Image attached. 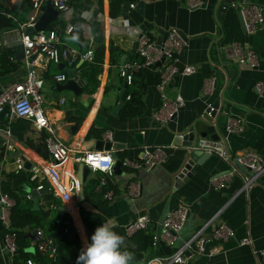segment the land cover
Returning <instances> with one entry per match:
<instances>
[{
	"label": "crops",
	"instance_id": "crops-1",
	"mask_svg": "<svg viewBox=\"0 0 264 264\" xmlns=\"http://www.w3.org/2000/svg\"><path fill=\"white\" fill-rule=\"evenodd\" d=\"M199 1L201 3L193 8H188L185 0H126L118 2L117 6L113 2L114 14L110 15V0H70L69 9L58 12L57 19L47 26L56 28L62 46L67 45L77 51L84 49L83 30L87 29L92 37L93 51L97 46L102 47L101 62L95 74L96 86L85 82L78 94L66 88L58 90V83L65 80L56 82L52 79V75L61 70L56 63L40 59L36 66L42 76L40 92L44 112L54 126L56 136L67 144L70 156L78 150L93 149L88 139L104 134L105 138L117 143L109 152L113 151L119 161L123 157L137 159L143 144H160L167 146V156L162 162L149 169L132 168L120 163L119 169L106 176L105 183L98 190L93 188L96 180L89 172L80 184L82 199L75 200L78 186L73 193V205H67L68 210L61 208L63 202L57 198L43 199V192L37 196L40 209L32 208L31 199L26 197L27 192L20 186L33 188L35 182L28 179L27 168H23L24 173L18 175L21 169H16L15 159L19 157L22 163L24 160L30 163L46 158L47 153L41 142L45 133L35 131L30 123L26 127L23 118H11L7 123L4 114L0 127L8 125L10 130H21L23 140L18 141L12 134L17 146L6 148L0 134V192L5 191L12 197L15 195L23 208L36 209L39 212L37 217L44 224L50 218L66 213L69 224L77 227L75 232L82 249L91 242L95 229L103 223L118 229L123 236H129L124 234L123 225L141 213L148 217V224L143 230L154 235L152 223L160 224L167 211L172 210L179 201H185L188 203L187 216L167 246L172 250L177 248L198 229L206 237L202 252H197L190 243L185 250V254L189 255L185 264H264V257L258 253L264 248L263 183L254 180L246 189L241 188L243 180L239 170L223 181L222 186L210 185L208 178L211 175L224 172L229 167L226 160L211 153L195 170L186 172L177 186L171 184L170 173L183 152L172 141L174 131L187 127L218 98L220 91L226 100L218 117L222 135L218 138L224 140L231 158L240 156L246 149H253L264 161V93L256 94L253 87L255 80L264 81V26L255 33L246 34L234 7L228 5L218 16H214L216 0ZM243 1L260 4L264 10V0ZM129 2H133V7L128 5ZM137 2H142L139 9L135 8ZM64 17L70 22L73 19L75 23L78 22L76 18L79 19L80 37L84 40L82 45L72 37L71 32L60 31L65 23ZM170 26L176 27L185 37L177 53L180 64L195 66L191 73L173 75L166 87L168 95L178 92L183 104L170 119L163 122L154 119L152 112L159 104L155 87L158 75L152 67H142L136 69L141 72L144 82L141 112L129 117L119 116L120 107L113 115L111 109L117 102V93L123 81L118 75V66L133 54L137 55L136 33L144 31L160 41ZM12 32L13 27L0 30V45L5 46L2 38H8ZM231 40H238L255 51L258 58L255 67L238 65L223 56L222 46ZM110 47L113 61H109ZM135 58L138 59V55ZM17 59L19 63L15 70L0 75V88L24 74L25 66L20 58ZM92 63V60L76 57L69 67L80 74L82 67ZM232 66L236 68L235 73L225 84L218 73L222 72L225 76L226 69ZM209 77H213L215 83L211 82L210 88L206 89L205 82ZM228 115L241 117L243 129L240 132L224 131L223 122ZM107 132L109 136L105 135ZM137 132L140 133L141 142L134 139L133 135ZM96 149L104 150L102 147ZM78 163L69 158L66 169L76 175ZM218 220L225 221L233 230V235L226 240L213 239L210 235L212 226ZM35 228L25 227L28 241ZM37 228L45 235L43 225ZM3 231L0 222V264H12V257L2 248ZM242 236L250 237L251 242L239 244ZM158 240L159 250L163 241L160 237ZM27 248L32 250L31 246ZM153 250L154 246L151 251L140 252L141 261L153 254ZM50 259V256H44L41 260L43 264H49Z\"/></svg>",
	"mask_w": 264,
	"mask_h": 264
},
{
	"label": "built area",
	"instance_id": "built-area-1",
	"mask_svg": "<svg viewBox=\"0 0 264 264\" xmlns=\"http://www.w3.org/2000/svg\"><path fill=\"white\" fill-rule=\"evenodd\" d=\"M29 10L24 20L16 21L13 32L8 38H2L5 47H17L22 52L21 61L25 66V72L22 77L16 81L5 83L0 88V109L6 106V121L9 123L11 118H23L27 120L35 131H44L42 137L43 148L47 153V157L32 160L28 166V179L35 182L33 188L38 190L42 187V181L47 185V191L52 198H57L63 202L64 208L68 210L67 205H73V193L79 186L78 179L74 173L66 169L69 158L74 162L84 164L89 172L95 177L93 188L98 190L105 183V177L110 176L113 172L114 158L109 150L83 149L78 150L71 156L68 152L67 144L55 134V128L46 116L43 109V98L40 92L42 85V76L38 72L36 66L40 59L52 61L54 63H63L71 66L76 57L91 61L93 54L92 37L83 30L85 37V48L77 51L67 45H63L58 39L57 30L54 27L45 26L43 29H34L32 32H26L25 27L33 26L39 12L43 0H28ZM70 0H48L49 6L57 12H64L69 9ZM188 8L198 6L199 0H185ZM133 7V2H129ZM229 6L236 9L240 16L241 26L246 34H252L261 30L264 26V10L260 4L246 2L243 0H232ZM7 16L9 14H6ZM65 23L60 31L69 33L72 24L67 17H64ZM61 33V32H60ZM135 52L140 57L136 60H125L118 66V75L125 80L126 86L130 84L133 71L142 67H152L155 69L158 79L155 83L158 92L159 104L153 110L152 117L158 121L170 119L177 109L183 104V98L175 92L168 95L166 87L169 80L175 74H188L194 71L195 66L192 64H180L177 53L184 44L185 39L181 36L179 30L170 26L166 29L164 39L156 41L147 32L138 31L135 35ZM1 44V43H0ZM223 56L231 62L238 65H245L253 68L257 64V54L255 51L238 40H231L222 46ZM78 55V56H76ZM162 59L160 60V58ZM10 59H13L11 56ZM159 60V63L155 62ZM75 83L82 87L85 80L80 76L78 71H73L71 75ZM52 79L56 82L64 81L66 74L60 70L52 75ZM213 82V77L206 79L205 87L209 89ZM254 90L256 94L264 93V81L258 79L254 81ZM129 95L126 94L125 98ZM63 99L61 98L60 101ZM211 109L212 107L208 105ZM208 112V111H207ZM225 132H240L243 129V121L239 116H226L223 122ZM0 134L6 148L13 149L17 146L12 132L8 125L0 127ZM109 136V132L105 133ZM195 147L206 152L215 154L229 163L226 171L219 174L211 175L208 178L210 185L219 187L223 185V181L239 171V169L231 162V155L221 138L211 139L207 137H198ZM167 146L160 144H143L141 145L140 154L137 159H129L123 157L120 159L122 165L132 168L149 169L153 165L162 162L166 156ZM243 166L253 172L252 175H246L242 172L241 188L246 189L251 182L256 180V176L264 171V161L258 152L253 149H246L240 156H234ZM16 169H23L22 160L16 157ZM66 173V174H65ZM62 175L64 179L62 178ZM109 194V193H108ZM28 198L29 195L26 194ZM46 201L44 200V203ZM14 203V199L5 191L0 192V222L4 231L1 237L2 248L12 257L15 253L16 231L10 224V208ZM188 212V203L179 201L177 205L170 211H167L160 222V237L164 244L169 245L174 239L175 231H177L184 222ZM68 221L63 220L62 225H66ZM148 217L145 213L136 215L123 225L124 234L128 235L138 229L146 228ZM201 230L194 231L191 237L185 240L180 246L173 249L167 254H150L145 257L142 264H185L189 255L185 254L187 247L191 245L197 252H202L206 237L201 235ZM213 239L226 240L233 235L232 228L223 220H218L211 229L210 233ZM153 239L155 237L153 235ZM251 242L250 237L242 236L239 244H248ZM28 244L34 247L42 254L56 259V244L50 236L42 235L40 228H35ZM213 249V248H212ZM211 249V250H212ZM264 257V248L258 251ZM24 264H34L31 257L25 259ZM207 264V263H202Z\"/></svg>",
	"mask_w": 264,
	"mask_h": 264
},
{
	"label": "water",
	"instance_id": "water-1",
	"mask_svg": "<svg viewBox=\"0 0 264 264\" xmlns=\"http://www.w3.org/2000/svg\"><path fill=\"white\" fill-rule=\"evenodd\" d=\"M232 0H216L214 4L213 13L214 16H218L219 12L224 11L225 8L229 5V2ZM142 2H137L135 5L136 9H139L141 7ZM58 12L49 6L48 0H43L41 4V11L39 12L33 26H27L25 27L26 32H32L34 29H43L47 24L52 21L56 20ZM238 14V12H237ZM239 21L240 16L238 14ZM166 35V32L164 33L162 39H164ZM183 38L184 35L181 34ZM16 58H22V52L20 50L16 51L15 53ZM162 57L160 58V60ZM156 64L159 63V60L155 62ZM57 67H59L62 71L66 74V79L63 83H58L57 89H69L73 93L78 94L81 91V88L75 83V81L72 79L71 75L73 72V68L64 65L63 63L59 62L56 64ZM235 66H232L230 68L226 69V75L222 72H219L218 75L220 78H223L225 80V84L228 81V78H232L235 73ZM213 83H215V79H213ZM126 88V82L123 79L121 83V87L118 90L117 93V102L111 109V113L113 115L117 114L118 109L123 104V93ZM224 88V87H223ZM223 90V89H222ZM225 97L223 96L222 91H220L218 98L214 99L210 106L211 109L206 107L205 111L201 113L196 119H194L187 127L184 129L174 131L173 133V143L179 147L180 149H183L181 159L179 160L176 167L171 171L170 178H171V184L172 186H177L178 183L182 181V177L186 172H191L196 169L197 166H199L211 153L206 152L200 148L195 147V143L198 137H204L208 136L211 139H217L218 137H222L220 132V121L218 119L219 114L222 113L220 111L221 107L225 105L224 103ZM7 108L6 106H2L0 109V121L2 120ZM208 111V112H207ZM174 116V114L172 115ZM26 127L29 126V122L26 120L25 122ZM12 134L15 136V138L18 141H22V131L21 130H13L11 129ZM134 139L136 142H141L140 133H135ZM2 140V139H1ZM88 141L91 143L90 146H93V149L96 148H103L104 150H110V148H115L117 143L112 142L108 138L104 137V134H100L99 138H90ZM87 142V141H86ZM18 154V152L16 151ZM111 156L114 158V164H113V170L119 169L120 161L118 158L115 157V153L113 151H110ZM231 162L244 174L246 175H252L253 172L249 170L247 167L243 166L235 157L231 158ZM23 168H28L29 161L24 160L22 163ZM24 169H21V171L18 173V175H22L24 173ZM89 173L88 168L79 162L77 164V170H76V177L79 182L78 190L75 192V200L80 201L82 199V190H81V182L84 180L86 175ZM13 181L15 180L12 179ZM260 181L264 185V171L259 173L256 176V181ZM20 188H23L27 194L29 195V198L31 199L32 208L40 209L37 206V196L38 194L45 192L47 190V183L44 182L42 187L38 190H35L34 188H31L28 185H21ZM61 208L64 210V205L61 206ZM188 213V212H187ZM154 227V250L153 254L158 255V234L160 231V224L152 223ZM74 225L66 224V225H59L52 229L48 235L53 239L54 243L56 244V264H59L62 261V254L58 247V242L60 241V238L62 236H69L73 232H75ZM26 250H29L28 248ZM20 251L19 248L15 249V253ZM133 264H142L141 258L139 257L138 253H135L134 255V262Z\"/></svg>",
	"mask_w": 264,
	"mask_h": 264
},
{
	"label": "trees",
	"instance_id": "trees-1",
	"mask_svg": "<svg viewBox=\"0 0 264 264\" xmlns=\"http://www.w3.org/2000/svg\"><path fill=\"white\" fill-rule=\"evenodd\" d=\"M126 1V0H110L109 3V14L113 15L112 12V5L113 2ZM29 10V1L28 0H0V30L3 28L14 27L16 25V21H22L25 18ZM6 14H9L8 16ZM79 22V19L76 18ZM72 29L71 34L72 37L78 42L79 45H82L84 40L80 37V31L78 28V22L72 19ZM16 50L13 47H5L0 45V75L13 71L17 68L19 60L15 56ZM101 53L102 47L97 46L96 49L93 51L92 54V64H87L86 66L82 67L80 71V76L85 80V82H91L92 86H96V72L99 67V63L101 62ZM112 47L109 50V61H113L112 58ZM13 59H10V57ZM137 55L133 54L129 60L137 59L135 57ZM144 82L142 80L141 72L134 70L132 74V79L129 85H127L125 93H124V101L119 110V116H132L138 114L142 110V89ZM83 88L82 90H84ZM128 94L129 97L125 98V95ZM43 137V134H42ZM12 197V196H11ZM50 194L48 191L42 193L43 199H49ZM14 203L10 208V224L16 231V238L15 243L16 247L20 249V251L14 253L12 255V264H24L25 259L27 257H31L34 260V264H43L42 257H47L46 254H42L37 251L34 247L32 250H26L27 247L30 245L28 244V239L25 236L26 230L25 227H44V236H49L48 232L55 227L62 225L63 220L70 222V219L66 213L58 214L53 218H50L48 222L45 224L37 217L39 212L36 209H30L29 207H21L19 205L18 198L13 195ZM113 231L117 232L118 234L122 235L118 229L113 228ZM123 236V235H122ZM127 243V250L133 254L135 253L140 254L142 251H151L152 247L154 246V239L153 235L149 231H144L143 229L136 230L131 233L129 236H124ZM58 247L62 254V261L59 264H76V259L82 250V246L80 243V239L76 232H73L69 236H64L60 238L58 242ZM172 251L167 245L163 242H160L159 246V254H167ZM49 264H56V260L50 257Z\"/></svg>",
	"mask_w": 264,
	"mask_h": 264
},
{
	"label": "clouds",
	"instance_id": "clouds-1",
	"mask_svg": "<svg viewBox=\"0 0 264 264\" xmlns=\"http://www.w3.org/2000/svg\"><path fill=\"white\" fill-rule=\"evenodd\" d=\"M133 259L125 237L103 223L95 229L91 242L80 251L76 264H132Z\"/></svg>",
	"mask_w": 264,
	"mask_h": 264
},
{
	"label": "bare ground",
	"instance_id": "bare-ground-1",
	"mask_svg": "<svg viewBox=\"0 0 264 264\" xmlns=\"http://www.w3.org/2000/svg\"><path fill=\"white\" fill-rule=\"evenodd\" d=\"M75 227H76V225H75ZM76 230H77V227H76Z\"/></svg>",
	"mask_w": 264,
	"mask_h": 264
},
{
	"label": "rangeland",
	"instance_id": "rangeland-1",
	"mask_svg": "<svg viewBox=\"0 0 264 264\" xmlns=\"http://www.w3.org/2000/svg\"><path fill=\"white\" fill-rule=\"evenodd\" d=\"M57 19V18H56Z\"/></svg>",
	"mask_w": 264,
	"mask_h": 264
}]
</instances>
